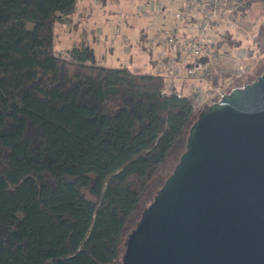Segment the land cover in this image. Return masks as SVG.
Returning a JSON list of instances; mask_svg holds the SVG:
<instances>
[{"label": "trees", "instance_id": "obj_1", "mask_svg": "<svg viewBox=\"0 0 264 264\" xmlns=\"http://www.w3.org/2000/svg\"><path fill=\"white\" fill-rule=\"evenodd\" d=\"M77 1L0 0V264H122L128 225L198 113L164 74L94 64L83 44L57 53Z\"/></svg>", "mask_w": 264, "mask_h": 264}, {"label": "water", "instance_id": "obj_2", "mask_svg": "<svg viewBox=\"0 0 264 264\" xmlns=\"http://www.w3.org/2000/svg\"><path fill=\"white\" fill-rule=\"evenodd\" d=\"M121 261L264 264V71L199 113Z\"/></svg>", "mask_w": 264, "mask_h": 264}, {"label": "rangeland", "instance_id": "obj_3", "mask_svg": "<svg viewBox=\"0 0 264 264\" xmlns=\"http://www.w3.org/2000/svg\"><path fill=\"white\" fill-rule=\"evenodd\" d=\"M153 1L158 3V0ZM145 2L147 0H113V2H107L104 8H99L94 0H78L76 10L69 23H58L54 28L56 52L64 55L66 50L73 45L83 44L88 49L87 53L94 64L127 67L133 72L143 74L155 73L156 69L149 60L155 59L160 49L157 48V45L149 49L148 41L166 33L167 28L172 24L173 10L168 12V7L165 5L163 12L166 14L165 18L162 16L163 13L159 12L158 4L155 12L148 16L137 10L138 6L144 5ZM86 7L91 11L88 9L90 12H87ZM149 9L146 6L144 11L149 13ZM99 10H101V14L95 15V12ZM124 16L127 17V20ZM128 16L132 18H128ZM163 18L166 20L165 23ZM129 23L133 25H129ZM141 28H144L146 34L141 41H138ZM223 29H226L230 34L229 42L227 46L224 45L219 50L228 56H239L246 68L244 82L240 81L235 85V87H241L245 81H253L257 75L264 71V0H249L247 7L239 11L236 19L226 22ZM219 38L220 36H218ZM224 73L227 72L222 71L220 75ZM195 83L202 87L205 82H187L186 89L180 91L192 92V85ZM200 94L203 96V101L197 107L198 113L193 122L197 120L199 113L217 98L213 95L208 84L204 89H201ZM184 150L185 144L180 147V150L173 153L170 160L174 159V163L177 164ZM173 168L174 166H172V170ZM172 170H169L167 166L155 182V186L146 193L141 212L153 201L156 191L162 186ZM140 215L141 213L128 225L125 239L135 227Z\"/></svg>", "mask_w": 264, "mask_h": 264}, {"label": "built area", "instance_id": "obj_4", "mask_svg": "<svg viewBox=\"0 0 264 264\" xmlns=\"http://www.w3.org/2000/svg\"><path fill=\"white\" fill-rule=\"evenodd\" d=\"M243 5V0H181L172 15L175 23L184 25V34H178V27H175L148 41L150 49L154 45L160 49L157 60L168 58L166 77L170 82H205L202 87L196 83L192 85L197 107L203 101L200 92L207 86L210 73L220 75L225 71L240 77L246 72L239 56H228L213 47L218 36L226 30L223 28L229 21V15ZM137 10L141 12L142 6ZM212 92L218 99L224 94L221 86H216Z\"/></svg>", "mask_w": 264, "mask_h": 264}, {"label": "crops", "instance_id": "obj_5", "mask_svg": "<svg viewBox=\"0 0 264 264\" xmlns=\"http://www.w3.org/2000/svg\"><path fill=\"white\" fill-rule=\"evenodd\" d=\"M94 2H95V4L99 7V8H104V6L106 5V3L107 2H113V0H101V2H100V0H94ZM159 4V12L160 13H163L164 11H165V7L167 6L168 7V12H172L171 10H173V12L175 11V10H177L178 8H179V6H180V4H181V0H158V3H156L155 1H153V0H147V2H145V4L144 5H139L140 7L142 6V11H141V13H146V15H148V16H150L151 14H153L154 12H155V8H156V6ZM102 5V6H101ZM148 6L150 9V12L148 13V12H146V10L144 11V9H145V7L146 6ZM166 5V6H165ZM88 7V6H87ZM86 7V8H87ZM89 8H87V12L90 10H88ZM158 10V9H157ZM91 11V10H90ZM89 11V12H90ZM86 12V13H87ZM85 13V14H86ZM92 13V12H91ZM90 13V14H91ZM96 14L95 15H98L99 16V14H101V10H99V11H96L95 12ZM124 14H125V12H124ZM162 16H164L165 18H166V14L165 13H163L162 14ZM91 17H93L92 16V14H91ZM125 17V16H124ZM128 18H132L131 16L129 17L128 16ZM125 19L127 20V17H125ZM163 22L165 23L166 22V20L163 18ZM128 24V23H127ZM129 25H133V24H130L129 23ZM175 27H178V30H177V33L178 34H184V25L183 24H180V23H175L174 22V20H173V15H172V24L171 25H169V27L167 28V30H166V32L167 31H169V30H172V29H174ZM130 28V27H129ZM146 33H145V31H144V28H141V30L139 31V38H138V41H141L142 39H143V37H144V35H145ZM179 36V35H178ZM142 38V39H141ZM172 51H174V50H172ZM177 51V50H176ZM175 51V52H176ZM175 52H173V53H175ZM178 53H180V50H178ZM171 57H173V56H171ZM156 58H157V55H156ZM156 58L155 59H151V60H149L150 61V64H152L153 65V67L156 69V72L155 73H159V74H164V75H166L167 74V68H168V64H167V60H168V58L166 59V57L164 58V59H159V60H156ZM154 73V74H155ZM166 81L167 82H170L169 81V79L166 77ZM187 82H190V81H187ZM187 82H185V83H174V85H175V87L177 88V90H182V89H186V87H187ZM192 85V84H191Z\"/></svg>", "mask_w": 264, "mask_h": 264}]
</instances>
